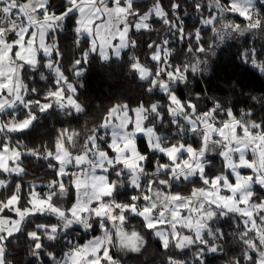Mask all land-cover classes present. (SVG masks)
I'll return each instance as SVG.
<instances>
[{"label":"snow or ice","instance_id":"6c2138e0","mask_svg":"<svg viewBox=\"0 0 264 264\" xmlns=\"http://www.w3.org/2000/svg\"><path fill=\"white\" fill-rule=\"evenodd\" d=\"M142 17L151 27H137ZM0 30L12 46L7 67L18 66L23 85L17 95L15 73L0 65V156L9 157L0 167V264H125L150 239L159 264H209L217 255L226 264H264V95L241 101L234 86L218 97L200 85L226 46L237 47L238 66L264 78V0H0ZM21 34L25 48L34 43L35 63L17 56ZM93 61L107 69L127 61L142 90L109 105L94 131L81 123L75 143L86 144L85 152L64 136L71 156L61 172L55 137L71 129H54L50 144L40 145L44 154L19 141L42 116L71 122L87 115L80 89ZM233 122L240 139L228 135ZM81 155L96 167L76 163ZM28 157L47 163L51 183L23 181ZM77 172L85 181L79 191L68 182ZM183 186L188 190H177ZM217 192L236 207L204 195ZM33 193L44 203L34 205ZM222 220L230 221L229 232ZM226 240L239 245L228 249L235 256L225 255Z\"/></svg>","mask_w":264,"mask_h":264},{"label":"trees","instance_id":"16d2710c","mask_svg":"<svg viewBox=\"0 0 264 264\" xmlns=\"http://www.w3.org/2000/svg\"><path fill=\"white\" fill-rule=\"evenodd\" d=\"M142 2L147 3V0H142ZM189 11H191V9H189ZM161 16H163V14ZM188 22L191 23V20ZM148 27H151V25H148ZM162 31L163 25L157 29V33L159 34ZM64 37V44L66 46L71 40V33L66 32ZM146 37L147 34L144 36L138 35L136 39L142 40ZM236 51L237 47L235 46H226L222 51H219L217 57L213 58L210 73L204 80L200 81V85L207 88L208 94L218 97L230 95L228 89L230 86H234L237 92L244 93V95L240 97L241 101H243L248 95H264V78H261L250 71H246L243 66H238V58L233 59ZM142 66L146 67L144 65ZM126 67L127 61L123 63L114 62L110 69L101 68L98 63L93 61L87 74L82 80L84 87L80 89L81 100L86 104L87 115H82L78 120L74 119L71 122L67 121L66 118L61 117L60 114H54L50 119L42 116L39 118L41 119L40 122L37 123L28 134L26 140H21L19 142L27 144L29 151H31L33 155H35L36 152L44 154L48 149H41L40 145L50 144L51 140L54 139V129L56 131H61L60 127L64 126L65 129H71V131L62 132L61 136L55 137L56 149L60 142H64V136H67L69 138V143L78 147L79 150L82 151L86 144L76 145L75 143V133L81 132L83 129V124L81 123L85 122L88 125V130L94 131L101 116L104 115V110L116 100L121 99V92L118 91L128 89L129 93L127 99H134L140 96L142 89L137 86L135 80L131 79L132 74L125 71ZM130 80L132 81V84L131 86H128ZM36 86L43 89V82ZM240 107H244V105L242 103L238 104L237 108L239 109ZM81 134L83 135V132ZM213 163L214 166L212 170L218 171L221 164L220 158H215ZM24 165L27 168L28 175L22 177L23 181L31 184L39 182L51 183L52 174L47 169L48 165L45 161L34 160L33 158L28 157L25 159ZM68 182L72 183V178H70ZM68 182H66L65 190H67ZM177 190L187 191L188 188L187 186H183L181 189ZM5 195H7V193H5ZM17 195H19V191H17ZM134 224L139 227L138 222H134ZM221 224L225 232L231 230L230 221L222 220ZM69 236L74 237L75 233H69ZM21 243H24V241L22 240ZM57 247L60 248L63 247V245H58ZM236 247L239 248V245L233 244L231 240L224 241L225 255L230 256L228 249ZM156 251L157 243L150 239L148 247L145 248L141 254H130L125 258V264H159L158 256L155 254ZM17 253V261H23V249H18ZM208 260L209 264H226V262H223V257L219 255L209 256ZM9 264H12L11 260H9Z\"/></svg>","mask_w":264,"mask_h":264},{"label":"rangeland","instance_id":"374dc122","mask_svg":"<svg viewBox=\"0 0 264 264\" xmlns=\"http://www.w3.org/2000/svg\"><path fill=\"white\" fill-rule=\"evenodd\" d=\"M120 11H121V10H117L118 13H119ZM156 12H157V15H162V14H163V12L160 10V8H159L158 5L156 6ZM145 19H146V17H142V18L137 22V27H138V28L148 27V25L145 24ZM36 23H37V22H36ZM109 43H110V41H109ZM102 44L104 45V49H105V50H104V57L106 58L107 55H108V53H107V46H108V45L103 41V39H102ZM41 46H43V37H42V36H41ZM144 69H145V67H143L142 65L138 67V71H144ZM131 84H132V81L130 80V81L128 82V86H131ZM16 85H17L16 91H17V95H18V94H19V89H20V87H22L23 85H22V82H21V83H16ZM118 92H121V93H120V94H121V99H120V100H126V99H127V97H128V93H129L128 89H126V90H124V91H118ZM141 112H142V109H137V110H136V129H135L136 131H140V130H141V127H140V126H141V124H142V122H143V119H144V117L141 115ZM128 120H129V117L127 116V113H126V112L123 113V114H121V118H120V123H121V125H125V126H126L127 123H128ZM17 124H19V121L17 122ZM0 126H1V125H0ZM3 126H4V125H3ZM15 126H17V125H15ZM151 134H152L151 131H148V132L146 133V135H149V136H151ZM228 135H230V136L232 137V139H240V138L236 137V133H235V122H233V125H232L231 130H230V132L228 133ZM246 137H247V134H246ZM125 146H127V145H125ZM113 147L117 149L118 153H120V152L123 151L122 149H120V148L118 147V145L116 144L115 141H113ZM133 148H134V146H133ZM86 150H87V149H86V145H85L84 148H83V150H82L81 152H85ZM56 151L60 153V156L58 157V159L60 160L61 165H62L60 170H61V172H63V165L69 162V157L71 156V153L65 148V146H64V142H60V143L58 144ZM134 157H135V152H134ZM118 158H119V155H118ZM75 161H76V163H78V164H79V163H89V164H91V166H92L93 168L96 167L95 164H92V162L88 160L87 155H81V156L75 157ZM128 163H129L130 165H132V164H134V160H130V161H128ZM228 163L230 164L231 161L229 160ZM13 171L20 172V170H17V169H14ZM74 177H75V178H72V183H75V184L77 185V189H78V191H79L81 185H82L83 183H85V181H83V180L80 179V174H79L78 172H77V173H74ZM90 179H91V178H90ZM99 179H100V178L97 177L96 180L93 181V186L95 185V182H97ZM65 187H66V184H65ZM32 195H33L32 203H33L34 205H36V206H40L41 204L44 203V202L39 201L38 199H36V194H35V193H33ZM204 195H205V193H204ZM206 197H207V196H206ZM208 198H210V197H208ZM216 199H217V198H216ZM12 202L14 203L15 200H13ZM253 226L255 227V225H253ZM259 234H260V232L258 231V235H259ZM236 248H237V247H236ZM235 254H236V253H234V252H231V253L229 252V255H230V256H235Z\"/></svg>","mask_w":264,"mask_h":264},{"label":"crops","instance_id":"0c3cea01","mask_svg":"<svg viewBox=\"0 0 264 264\" xmlns=\"http://www.w3.org/2000/svg\"><path fill=\"white\" fill-rule=\"evenodd\" d=\"M47 19V17L45 18ZM37 21L35 19H31L30 20V23H33L35 24ZM21 33L22 32H25L27 31V28H22L21 30ZM3 35V32L2 30H0V36ZM16 43L18 45H20V51L17 53V56L23 60H26L30 63H35V57H36V49L34 47V43L33 41H29L28 42V47L25 48L24 47V38H23V35L21 34L20 35V39H18L16 41ZM11 45L10 44H6L4 42L3 39H0V65H4L5 66V71L7 72H13L15 73L16 77H17V80H16V83H21V81L19 80V70H18V66L16 68H9L7 67V65L9 64V61L11 59V56H10V53H11ZM0 74H3V73H0ZM9 84H11V80L9 81ZM18 122V121H17ZM0 127H4L3 125H1ZM13 127H15V125H13ZM14 154H10V156H13ZM9 157H3V156H0V167H5L6 168V161ZM17 170H20L19 168H16ZM14 170V169H13ZM205 195L207 197H212L213 195L216 196L217 198V201H219L220 203H223L229 207H232V208H235L236 205L234 203V201L231 200V198H223V197H220L218 192L217 193H205ZM13 200H15V197L13 198Z\"/></svg>","mask_w":264,"mask_h":264}]
</instances>
